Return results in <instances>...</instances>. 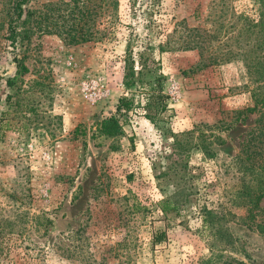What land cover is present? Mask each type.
Returning a JSON list of instances; mask_svg holds the SVG:
<instances>
[{
	"label": "rangeland",
	"instance_id": "374dc122",
	"mask_svg": "<svg viewBox=\"0 0 264 264\" xmlns=\"http://www.w3.org/2000/svg\"><path fill=\"white\" fill-rule=\"evenodd\" d=\"M14 1L0 0V264H194L208 253L197 210L235 183L231 160L256 118L255 43L243 33L257 30L258 6L31 0L13 21ZM156 86L167 99L153 121ZM109 118L120 133L101 131ZM168 132H191L214 156L184 158ZM211 134L223 143L199 138ZM182 162L191 203L164 216L169 167ZM230 231L234 256L263 264L264 240L237 222Z\"/></svg>",
	"mask_w": 264,
	"mask_h": 264
},
{
	"label": "trees",
	"instance_id": "16d2710c",
	"mask_svg": "<svg viewBox=\"0 0 264 264\" xmlns=\"http://www.w3.org/2000/svg\"><path fill=\"white\" fill-rule=\"evenodd\" d=\"M31 0H15L13 4V21H20L23 13V6ZM258 6V22L252 25L257 30L251 33H243L248 38L253 36L255 43V61L247 64V68L253 69L256 74L254 82L256 90L253 92V108H247L248 112H256V118L253 126L246 133L245 139L241 142L237 154L232 158L230 168L235 176V183L218 194L217 201L209 205H202L197 210L200 217L201 228L204 232L205 243L208 253L200 258L194 264H246L243 260L234 256L238 250V239L230 231L231 222H237L246 226L248 229L256 232L264 240V98H260V93L264 89V0H253ZM8 39L11 43L16 41L18 32L16 27H9ZM85 41V38H81ZM132 67L127 66L125 79H131ZM127 85H131L130 82ZM157 87V86H156ZM166 99L160 87L154 88L147 98L144 106L146 118L154 121L155 117L162 113L166 108ZM123 107L128 110L129 105L125 99H120L117 108ZM151 113H155L152 116ZM105 135H116L120 133L117 121L109 118L100 126ZM173 139V146L176 151L188 157L192 150H202L208 158H212L214 153L207 144L200 145L193 141L194 135L191 132L172 133L168 132ZM199 138L211 139L212 143L222 144L223 142L217 136L200 135ZM206 141V140H204ZM204 141H201L204 142ZM210 144V145H211ZM187 163L173 164L170 179H174L175 192L170 198L161 200L158 204L162 215L175 217L180 216L185 206L191 203L189 192L191 176L186 172ZM172 177V178H171ZM234 178V177H232ZM187 189V190H186ZM191 189V188H190ZM194 204H191L193 206ZM166 238L165 232H158L153 237V241L159 243ZM264 264V262H263Z\"/></svg>",
	"mask_w": 264,
	"mask_h": 264
},
{
	"label": "built area",
	"instance_id": "2783aa9c",
	"mask_svg": "<svg viewBox=\"0 0 264 264\" xmlns=\"http://www.w3.org/2000/svg\"><path fill=\"white\" fill-rule=\"evenodd\" d=\"M92 95H93L94 97H96V96H97V93L93 92Z\"/></svg>",
	"mask_w": 264,
	"mask_h": 264
}]
</instances>
